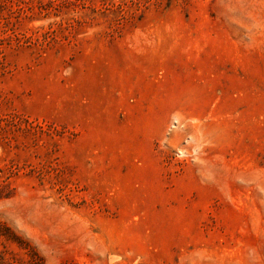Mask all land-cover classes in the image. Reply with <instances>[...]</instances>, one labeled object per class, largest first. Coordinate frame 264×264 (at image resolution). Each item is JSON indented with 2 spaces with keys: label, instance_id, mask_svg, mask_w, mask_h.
Returning a JSON list of instances; mask_svg holds the SVG:
<instances>
[{
  "label": "rangeland",
  "instance_id": "obj_1",
  "mask_svg": "<svg viewBox=\"0 0 264 264\" xmlns=\"http://www.w3.org/2000/svg\"><path fill=\"white\" fill-rule=\"evenodd\" d=\"M0 264H264V0H0Z\"/></svg>",
  "mask_w": 264,
  "mask_h": 264
}]
</instances>
